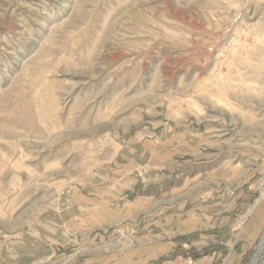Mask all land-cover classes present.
I'll return each mask as SVG.
<instances>
[{"label":"rangeland","instance_id":"obj_1","mask_svg":"<svg viewBox=\"0 0 264 264\" xmlns=\"http://www.w3.org/2000/svg\"><path fill=\"white\" fill-rule=\"evenodd\" d=\"M145 141L158 152L139 159ZM262 159L264 0H0V264H70L84 248L179 239L173 223L153 231L130 215L57 224L68 184L116 188L118 164L139 181L136 163L197 176L166 204L243 170L257 179ZM253 203L234 213V238ZM259 245L242 264H264Z\"/></svg>","mask_w":264,"mask_h":264},{"label":"crops","instance_id":"obj_2","mask_svg":"<svg viewBox=\"0 0 264 264\" xmlns=\"http://www.w3.org/2000/svg\"><path fill=\"white\" fill-rule=\"evenodd\" d=\"M144 145L145 148L137 149L139 159L144 157L146 151L151 155L158 152L155 150L156 144L152 141H145ZM166 151L171 153L169 150ZM131 157L134 158L135 155L131 153ZM136 165L144 171L138 175L141 177L140 181L136 177L124 178L125 171L118 172L122 165H116L117 170L112 173L116 188L109 189L106 181L103 185L100 181L99 187L94 188L88 181L68 184L58 198L57 206L59 207V203L62 204L60 208L62 212L55 217L57 221L55 223L77 219L80 224L78 228L90 229L92 223L108 224L123 218L124 215H130L133 217L134 227L140 225L144 227L148 224L153 231L168 229L173 223L175 229L179 231V239L149 246H133L115 253H103V249L84 248L79 250L82 254L79 260L70 264H187L182 260L186 255H189L195 264H242L264 235V198L262 200V197L258 198V190L264 188V159L259 163L260 175L257 179L253 178L251 171L243 170L240 176L222 179L215 185L203 189L201 188L204 186L198 183L200 187L196 195L181 200L179 198L177 202L164 200L166 204H159L158 200L176 194L179 196L190 183L198 180L197 176H186L178 180L171 175L166 176L160 170L154 168L150 170L140 163ZM108 176L107 174L102 178L108 179ZM117 188L120 189L118 197L113 192V189ZM124 197L127 198L126 203ZM252 202L254 203L249 219L237 238H234L233 215L241 206ZM121 205L130 208L125 211ZM156 214L158 215L155 221L151 223V217ZM51 223L55 224L54 221ZM46 227L53 233L58 231L57 227ZM213 240L229 242L232 248L227 244L214 243ZM40 251L46 254L44 256H49L48 247ZM99 251L102 252L96 253ZM52 253L54 254V251ZM36 259V252L29 254V262Z\"/></svg>","mask_w":264,"mask_h":264},{"label":"built area","instance_id":"obj_3","mask_svg":"<svg viewBox=\"0 0 264 264\" xmlns=\"http://www.w3.org/2000/svg\"><path fill=\"white\" fill-rule=\"evenodd\" d=\"M253 207V206H252ZM244 220V217L242 216V218H241V222ZM241 224V223H240ZM260 245H259V247H261V251L260 252H263L264 253V235L262 236V238L259 240V242H258ZM258 247V248H259ZM184 260L187 262V263H189V264H191V263H193V259L191 258V257H186V258H184Z\"/></svg>","mask_w":264,"mask_h":264},{"label":"bare ground","instance_id":"obj_4","mask_svg":"<svg viewBox=\"0 0 264 264\" xmlns=\"http://www.w3.org/2000/svg\"><path fill=\"white\" fill-rule=\"evenodd\" d=\"M264 247V246H263Z\"/></svg>","mask_w":264,"mask_h":264}]
</instances>
